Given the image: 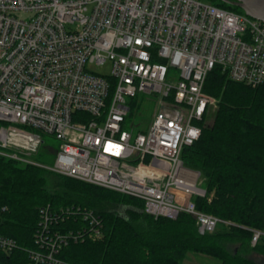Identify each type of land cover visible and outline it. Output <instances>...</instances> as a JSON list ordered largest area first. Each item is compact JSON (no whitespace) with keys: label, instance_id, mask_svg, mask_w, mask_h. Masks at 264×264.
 Wrapping results in <instances>:
<instances>
[{"label":"built area","instance_id":"2783aa9c","mask_svg":"<svg viewBox=\"0 0 264 264\" xmlns=\"http://www.w3.org/2000/svg\"><path fill=\"white\" fill-rule=\"evenodd\" d=\"M215 67L263 83L264 22L201 0H0V155L135 198L154 219L188 214L200 235L231 226L196 208L207 193L181 158L213 122L218 104L203 89ZM138 93L157 106L134 131L127 98ZM40 133L62 141L53 166L28 158ZM42 218L46 252L29 264H66L55 255L81 235L48 234V210ZM83 219L101 238L100 218ZM250 231L254 247L264 231ZM15 247L0 234V249Z\"/></svg>","mask_w":264,"mask_h":264},{"label":"trees","instance_id":"16d2710c","mask_svg":"<svg viewBox=\"0 0 264 264\" xmlns=\"http://www.w3.org/2000/svg\"><path fill=\"white\" fill-rule=\"evenodd\" d=\"M208 1L244 14L233 0ZM203 91L218 108L211 126L202 128L181 158L199 172V186L207 193L194 199L196 208L231 226L200 235L188 214L154 219L135 198L0 155V234L16 245L0 249V264H29L31 253L46 252L40 241L46 210L48 234L81 235L55 255L66 264H181L189 252L219 264H264V238L250 246V230L264 231V82L254 87L234 82L215 67ZM84 211L100 218L101 238L83 231Z\"/></svg>","mask_w":264,"mask_h":264},{"label":"rangeland","instance_id":"374dc122","mask_svg":"<svg viewBox=\"0 0 264 264\" xmlns=\"http://www.w3.org/2000/svg\"><path fill=\"white\" fill-rule=\"evenodd\" d=\"M203 2L209 3L208 0H201ZM95 71L99 74H107L109 68L104 67H94ZM156 98H152L147 94L138 93L135 97L127 98V104L130 108L128 115L126 117L125 128L130 129L132 124H134V131L140 129L145 130L149 126L153 113L156 109L157 103ZM43 144L38 149L36 153L28 156L30 160L44 167L53 166L56 157V151L59 149L61 140H58L52 135L40 133ZM252 256H255L252 254ZM256 261L260 259L258 257H253ZM181 264H219L216 259L207 257L202 254L197 253H187Z\"/></svg>","mask_w":264,"mask_h":264},{"label":"water","instance_id":"95a60500","mask_svg":"<svg viewBox=\"0 0 264 264\" xmlns=\"http://www.w3.org/2000/svg\"><path fill=\"white\" fill-rule=\"evenodd\" d=\"M232 3L246 16L264 22V0H233Z\"/></svg>","mask_w":264,"mask_h":264}]
</instances>
